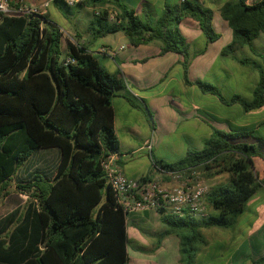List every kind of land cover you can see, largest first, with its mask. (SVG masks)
I'll use <instances>...</instances> for the list:
<instances>
[{
  "label": "trees",
  "instance_id": "trees-1",
  "mask_svg": "<svg viewBox=\"0 0 264 264\" xmlns=\"http://www.w3.org/2000/svg\"><path fill=\"white\" fill-rule=\"evenodd\" d=\"M17 1L8 0L11 7ZM52 4L65 12L70 8L57 0ZM74 6L95 9L87 27L92 39L122 32L131 46L157 41L158 54L181 55L184 84L195 85L221 104H237L243 112L264 105V59L259 54L254 58L236 55L243 47L253 51V40L260 35L264 39V0H228L217 9L231 30L220 56L257 73L249 98L238 93L225 97L216 85L187 77L195 53L189 52L178 23L183 17L196 21L205 40L199 51L203 52L219 36L211 25L210 7L181 0L174 6L164 5L155 16L140 17L123 0H81ZM61 37L46 14L0 13V199L8 193L10 177L33 150L55 147L59 151L50 180L34 174L15 185L27 197L20 208L0 218V264H126L125 213L115 205L100 166L104 156L117 152L111 98L124 88V81L119 71L108 72L85 45L66 40L62 52ZM65 56L73 62L64 64ZM124 98L133 105L131 98ZM255 131L253 127L228 131L211 127L202 146L186 149L178 160L151 157L154 168L162 173L214 169L227 174L225 181L205 194L204 202L214 212L204 217L187 213L176 217L155 209L164 225L155 247L162 237L174 234L179 250L192 258L201 228L234 224L245 202L264 188L252 161L260 158L264 170V153L256 144L240 140L250 137L264 142ZM254 262L264 263V253Z\"/></svg>",
  "mask_w": 264,
  "mask_h": 264
},
{
  "label": "crops",
  "instance_id": "crops-1",
  "mask_svg": "<svg viewBox=\"0 0 264 264\" xmlns=\"http://www.w3.org/2000/svg\"><path fill=\"white\" fill-rule=\"evenodd\" d=\"M155 1L159 4L158 0ZM180 1L181 0H167V3L168 6L177 5ZM196 1L201 4L204 2V0ZM211 1L215 2L216 0ZM219 1L220 0H218V3L214 6V8L210 7L212 10L211 25L212 20L218 18L216 19V23L219 28L214 30L212 27L213 30L219 34L215 41L220 38L222 31L226 35V44L231 39V30L228 27L226 21H224L219 16L217 10L218 5L224 2ZM124 2L128 6L132 7L135 14L140 17L147 15L155 16L153 15L154 0H125ZM205 2H209V0ZM143 4L146 6V8ZM160 4V9L166 5L163 1H161ZM47 18L56 24L53 21L49 10H47ZM192 20L193 19L189 17H183L179 22H184V24L189 26H195L196 21ZM57 26L59 29L64 31L69 41L72 43L85 45L87 46L88 51L94 53L97 57L100 56L98 59L105 69L106 67L112 65L110 61L112 60V62H114L112 65V71H119L120 76L124 81V88L118 91L111 98V108L113 112L112 127L118 142L117 152L115 153V163L119 166L120 170L125 176L130 178H139L147 175L149 178H154L162 183H170L171 177L162 173L159 169L156 168L155 171L149 172L142 167L141 162L133 161L134 154L142 151L147 153V156L151 161V157H153L150 153L153 148L150 144L151 136L155 137L157 142L163 143L164 149L167 151V153L176 155L173 160H168L163 152H158L157 159H160L164 162H173L178 160L184 155L186 149L188 148H200L203 141L210 135L211 127L224 131L253 127L256 130V134L264 140V125H260V122L264 121V111H261L263 110L264 105L258 109L248 112H243L241 109L231 110L229 115L226 114L224 116L222 114L221 116L220 114L213 112L211 109L202 106L199 102L184 99L183 95L185 93L195 94V88L197 87L193 84L186 85L182 81V70L179 63L181 59L180 54L175 52L158 54L159 43H154L156 45H153V48L148 49V51H139L137 53V49L149 48V44L155 41L131 46L127 41H124L125 36L122 34V32H119V37L116 39L118 40V43L114 49L115 54L113 57H111L97 52L99 47L108 48L110 46L105 43H101L94 48L92 46L93 39L91 38L89 32H87V41L84 39L74 41L70 37V34L72 33L70 32L68 26L66 28H62L59 25ZM215 41L208 43L207 45H210ZM120 46H122V48H120ZM60 48L63 49L61 44ZM129 48H132V50L125 51ZM206 48L203 50V52H199L201 47L197 48L196 51L191 52L195 54L187 66V77L190 80L196 79L190 76L191 72L200 75V73L211 71L214 65H216L219 70L228 75L230 69L232 71H236L238 69L237 66L248 68V66H242L229 57L220 56V50L217 51L218 54L217 52L209 54L210 52L206 51ZM102 57L104 59H102ZM252 87L253 86H251L250 91L252 90ZM197 90V94L201 96L200 90L198 88ZM124 95L131 98L133 105L124 98ZM180 95L183 96V99H178ZM254 112L260 113H258V116L253 115V117L252 115H249ZM240 140L256 144L262 153H264V142L254 140L250 137H244ZM33 151H37L38 153L34 157L31 165L23 166V163L26 161L25 160L20 165L23 167L21 168L19 166L21 170L19 169V172L15 171V173L12 175L15 176V178L13 179L12 176L10 177L8 193L2 199L0 204V218L13 209L20 208L25 203L27 196L26 194L15 190L16 184L21 183L28 177L34 175L33 172L35 170H38L42 173L40 175L50 180L56 170L59 159V151L57 148H38ZM254 158L260 160L258 162L260 166L256 167L263 168L261 159L258 157ZM253 159L252 161H254ZM262 190H264V188ZM259 210H263L264 212V209ZM160 225L163 224L159 221V213L155 209H143L134 213L125 214L126 236L131 240L130 242L134 245L135 249H139L143 246L148 248L152 247L150 249L155 252L159 251L161 248H164L166 251L171 248L177 249L179 245V239L174 234H168L162 237L156 247H153L151 243L149 244V239L144 236V233H146V231L151 232L156 230ZM139 227H141L143 234L136 230V228ZM263 231L264 216L262 221H258L253 229L241 239L242 241L237 245L238 249L241 247L245 239H247V242H249V240L253 242L262 241L260 243L261 249L263 247L264 250V233H261ZM261 249L258 253L260 256L264 253V251H261ZM126 253L128 258L153 264H167V260L169 259L168 255H165L155 262L152 260V252L138 253L135 251L134 253L136 255L133 257V255H129L127 246Z\"/></svg>",
  "mask_w": 264,
  "mask_h": 264
},
{
  "label": "rangeland",
  "instance_id": "rangeland-1",
  "mask_svg": "<svg viewBox=\"0 0 264 264\" xmlns=\"http://www.w3.org/2000/svg\"><path fill=\"white\" fill-rule=\"evenodd\" d=\"M42 0H22L25 4H38ZM125 1V0H123ZM161 1L165 2L166 5H168L167 0H158L159 4ZM207 0H204L202 3L205 6L214 8V6L218 3V0L215 2L209 0V2H205ZM222 1H228V0H220ZM252 0H247V2H250ZM159 4L154 0V14L157 15L161 4ZM144 5V4H143ZM145 6V5H144ZM174 6V5H169ZM14 8V7H12ZM146 8V6H145ZM47 10H49V13L51 14L53 21L61 26L62 28H68L70 29V37L74 41H79L80 39H84L85 41L88 40L87 30L88 22L92 16V13L95 9H91L89 7L80 6V7H70L68 12L59 10L55 5L52 4V1L49 2L48 7L46 8V12L44 14L47 15ZM109 12L110 15L113 16V11L110 8ZM215 18L212 20V27L214 30L218 29L219 26L216 23ZM193 21V20H192ZM178 28L180 32L183 34V36L186 38V41L189 45V52L196 51L197 48L204 47V37L197 27V24L195 26H189L184 24V22L178 23ZM75 33V34H74ZM119 32L116 33H108L104 34L100 37H96L92 40V46L95 48L101 43L107 44L110 50H114L116 48V44L118 43V40H116L119 37ZM220 38L215 41L214 43L205 46L206 51H209L211 53L217 52L220 50L221 47L225 45L226 42V35L221 31ZM190 36V37H188ZM124 38V41H127V39ZM69 40L64 33L62 35L61 39V45L63 47L62 52L64 51L65 47V41ZM152 42V41H151ZM154 43L158 42H152L149 44V48H139L136 50L138 53L139 51H148V49H152L153 45H156ZM159 45V44H158ZM132 48H129L125 51H131ZM252 50H249L247 47H243L240 50L236 51L237 56H248L251 58L255 57V54L261 55V57L264 59V39L263 36L260 35L258 38L253 40ZM218 54V52H217ZM216 54V56H217ZM138 56V55H137ZM63 57V56H62ZM100 57V56H98ZM102 59H104L102 57ZM101 59V60H102ZM111 61V64L113 65L114 62ZM110 65L109 67H106V70L108 72H113V66ZM237 65V64H236ZM238 69L236 71H232L230 69L229 75L225 74L223 71L219 70L216 65L212 67L211 71H206L205 73L194 74L193 72L190 73V76L192 78H200L202 80H206L218 87L221 94L225 97H228L233 92H237L240 95L244 97H249L251 94L250 88L253 86L254 81L257 79V73L255 70L247 67H241L237 66ZM151 74V71H150ZM197 88H195V94L193 93H185L184 99L186 100H194L195 102H199L202 106L207 107L211 109L216 114H222L225 116L226 114L229 115L231 110H239V105L233 104L230 105H222L218 102L215 96L210 94L201 93V96L197 94ZM183 96L180 95L178 99H183ZM262 112L264 111L261 110ZM260 112H254L249 115H256L258 116ZM150 144L153 147L152 151L150 152L153 157L157 158L158 152H163L165 157L168 158V160H173L176 155H172L170 153H167L164 149L163 143L157 142V139L155 137H150ZM37 151H32L31 154L28 156L26 161L23 163V166H29L33 162L34 157L37 155ZM254 165H253V171L256 175L264 179V170L262 167L258 168L256 166H260L258 163L260 160L257 158L253 159ZM133 161L141 162L142 167L145 168L149 172L155 171V168L150 161V159L147 156V153L145 151L138 152L134 154ZM257 163V164H256ZM22 166V167H23ZM21 167V166H20ZM18 167L16 170L19 172L21 168ZM20 169V170H19ZM214 170V169H212ZM212 170L209 171H203V170H194L196 173V179L200 180L203 185H205L207 188L211 187L212 185L223 182L227 178V174L224 172H213ZM33 174H42L38 170H35ZM13 179L15 176H12ZM264 190H260L254 195H252L244 205V209L239 214L234 224L231 227L228 228H222L217 226H211L206 228L200 229L199 237L196 238L194 241L195 247L197 248V251L194 255V257L190 258L188 257L189 253L184 252L182 253L178 248L174 249L171 248L168 251L164 250V248H161L159 251L155 252L153 251L152 247L148 248L146 246L140 247L139 249H135L134 245L131 244V240L128 239V242L126 244L129 255H133V257L136 255L134 253H150L152 252V260L157 262L161 257H164L165 255H168L167 264H264L259 262H254L256 259L260 256L258 255L260 249H261V242H253L249 240L247 242V239L242 243L241 247L238 249V243H240L242 238L246 236V234L253 229V227L258 223V221H262L264 212L263 210L260 211L259 209H264ZM3 199V198H2ZM2 199H0V204ZM203 206H204V212H214L213 209H209L203 199ZM143 226V225H142ZM164 229V225H160L158 229L153 230L151 232L146 231L144 233V236L149 239V244L151 243L153 247L156 244L157 241V235L159 231ZM136 230L143 234V231L141 227L136 228ZM261 233H264L261 232ZM250 237V236H249ZM179 239V238H178ZM253 240V239H252ZM237 246V247H236ZM263 250V247L261 251ZM264 251V250H263ZM164 254V255H163ZM126 264H153V263H147V262H141L138 260H134L131 258H127Z\"/></svg>",
  "mask_w": 264,
  "mask_h": 264
},
{
  "label": "built area",
  "instance_id": "built-area-1",
  "mask_svg": "<svg viewBox=\"0 0 264 264\" xmlns=\"http://www.w3.org/2000/svg\"><path fill=\"white\" fill-rule=\"evenodd\" d=\"M42 0L38 4H25L17 1L12 8L8 0H0V13L5 15H43L49 2ZM68 7H73L81 0H57ZM110 19L113 17L109 16ZM62 35L64 31L59 29ZM122 48V46H120ZM98 53L113 57L115 50L99 47ZM73 59L65 56L63 63H72ZM107 184L114 194L115 205L125 213L130 214L143 209L162 208L176 217L189 214L192 217L205 216L203 199L209 188L196 179L194 170L181 169L166 171L164 174L171 177L170 183H162L154 178H130L123 174L115 163V153L104 156L100 160Z\"/></svg>",
  "mask_w": 264,
  "mask_h": 264
}]
</instances>
